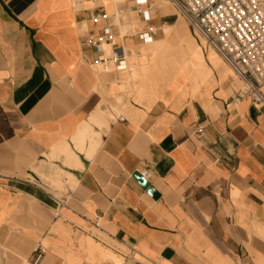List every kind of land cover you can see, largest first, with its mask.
<instances>
[{
	"label": "crops",
	"instance_id": "obj_1",
	"mask_svg": "<svg viewBox=\"0 0 264 264\" xmlns=\"http://www.w3.org/2000/svg\"><path fill=\"white\" fill-rule=\"evenodd\" d=\"M143 1L0 0L5 264H264V107Z\"/></svg>",
	"mask_w": 264,
	"mask_h": 264
},
{
	"label": "built area",
	"instance_id": "obj_2",
	"mask_svg": "<svg viewBox=\"0 0 264 264\" xmlns=\"http://www.w3.org/2000/svg\"><path fill=\"white\" fill-rule=\"evenodd\" d=\"M169 1L187 21L192 33L204 41L241 81L242 87L235 101L250 99L255 106L264 107V0ZM103 42L111 45L109 60L122 68L125 54L113 43L108 28L93 45L100 48ZM195 135L201 137L202 131ZM43 254V250L37 248L32 264H39ZM3 262L0 245V264Z\"/></svg>",
	"mask_w": 264,
	"mask_h": 264
},
{
	"label": "bare ground",
	"instance_id": "obj_3",
	"mask_svg": "<svg viewBox=\"0 0 264 264\" xmlns=\"http://www.w3.org/2000/svg\"><path fill=\"white\" fill-rule=\"evenodd\" d=\"M174 7V6H173ZM160 10L162 11V13H167L168 12V9H166V8H160ZM166 24V23H165ZM171 30H173V28H171V27H167V26H165V27H163V31H164V33H165V37H166V39H167V36H168V34H169V32L171 31ZM176 35V34H175ZM166 39L164 40V42H162V43H166L165 41H166ZM159 43L160 42H157V41H155V40H153V42H152V44H151V47H152V51H151V55H153L154 56V54H155V52L157 53V50H158V48H159ZM157 48V49H156ZM7 254V253H6ZM8 264H10V262H8ZM26 264V263H25Z\"/></svg>",
	"mask_w": 264,
	"mask_h": 264
},
{
	"label": "water",
	"instance_id": "obj_4",
	"mask_svg": "<svg viewBox=\"0 0 264 264\" xmlns=\"http://www.w3.org/2000/svg\"><path fill=\"white\" fill-rule=\"evenodd\" d=\"M134 178L142 185V187L145 190L148 191V193L152 197H154V198L158 197V194L155 192V190L152 187H150L149 183L141 175L136 174Z\"/></svg>",
	"mask_w": 264,
	"mask_h": 264
},
{
	"label": "rangeland",
	"instance_id": "obj_5",
	"mask_svg": "<svg viewBox=\"0 0 264 264\" xmlns=\"http://www.w3.org/2000/svg\"><path fill=\"white\" fill-rule=\"evenodd\" d=\"M161 3H159L157 6H158V8L160 9V8H166V9H168L167 8V6H164V4H167V5H169L173 10H175L177 13H178V11L173 7V5L169 2V1H167V0H159ZM164 4H163V3ZM180 16H181V18H183L184 19V17L180 14ZM185 20V19H184ZM186 21V20H185ZM186 23H187V21H186ZM2 247V246H1ZM2 250H3V256H4V262H3V264H5V260H6V252H5V250H4V248L2 247ZM27 264V263H26Z\"/></svg>",
	"mask_w": 264,
	"mask_h": 264
}]
</instances>
